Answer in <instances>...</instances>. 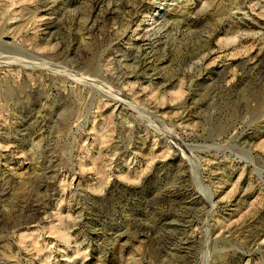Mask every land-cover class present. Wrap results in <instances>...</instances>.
I'll list each match as a JSON object with an SVG mask.
<instances>
[{
	"label": "rangeland",
	"instance_id": "obj_1",
	"mask_svg": "<svg viewBox=\"0 0 264 264\" xmlns=\"http://www.w3.org/2000/svg\"><path fill=\"white\" fill-rule=\"evenodd\" d=\"M0 264H264V0H0Z\"/></svg>",
	"mask_w": 264,
	"mask_h": 264
},
{
	"label": "bare ground",
	"instance_id": "obj_2",
	"mask_svg": "<svg viewBox=\"0 0 264 264\" xmlns=\"http://www.w3.org/2000/svg\"><path fill=\"white\" fill-rule=\"evenodd\" d=\"M41 4H42V3H41ZM43 5H44V4H43ZM182 13H183V12H182ZM188 13H189V12H188ZM186 14H187V13H186ZM178 15H179V14H178ZM180 15H181V14H180ZM180 15H179V16H180ZM176 20H177V19H176ZM180 23H182V22H180ZM178 26H179V25H178Z\"/></svg>",
	"mask_w": 264,
	"mask_h": 264
}]
</instances>
